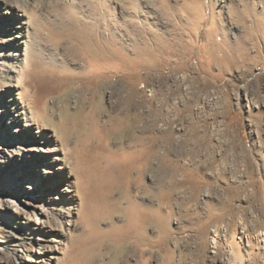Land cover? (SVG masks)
<instances>
[{
	"label": "rangeland",
	"instance_id": "1",
	"mask_svg": "<svg viewBox=\"0 0 264 264\" xmlns=\"http://www.w3.org/2000/svg\"><path fill=\"white\" fill-rule=\"evenodd\" d=\"M19 1L42 26L32 76L43 123L66 130L64 144L101 137L110 171L86 183L55 264H264V0ZM90 27L126 59L76 61L71 35ZM2 175L0 247L28 225L15 210L53 205ZM9 197L27 202L1 210Z\"/></svg>",
	"mask_w": 264,
	"mask_h": 264
},
{
	"label": "bare ground",
	"instance_id": "2",
	"mask_svg": "<svg viewBox=\"0 0 264 264\" xmlns=\"http://www.w3.org/2000/svg\"><path fill=\"white\" fill-rule=\"evenodd\" d=\"M3 5L0 4V32L4 37L1 44L6 53L1 52L0 56L6 58L7 62H3L5 69L2 70L8 80L6 87L0 90V153L3 154L0 168L3 169V181L18 184L25 178L30 181V184L25 186L27 190L44 192L43 198L51 201L53 205L49 211L37 210L27 214L28 218L15 210L19 221L22 218L28 219L27 222L24 220L20 223L28 225L15 226L14 230L3 237L0 252L5 254V251L9 259H0V264H55L61 260L60 255H63L62 240L76 227V214L84 197L82 193L86 183L92 187L94 183L98 185V181L110 173L106 167L107 156L103 153L105 148L100 143L101 137L95 140V145H92L94 142L90 145L89 141L77 140V137L72 138L71 143L66 144L65 141L64 144L62 139L66 130L63 129L69 125H61L64 132L62 135L60 130L51 129L43 123L37 110V100L40 96L37 95L38 82L37 78L34 80L32 76V70L40 66L35 62L36 59L33 60L32 53L41 22L32 15L29 7L22 5L19 0ZM96 30L99 29L90 27L85 31L84 28L82 37L80 32L76 36V33L71 35L79 42V45L72 48L75 60L85 64L108 63L113 59L121 61L122 58L125 60L113 46L99 45ZM64 34L65 39L70 35L66 25ZM36 143L41 144V148L37 149ZM32 163L36 164L35 167H31ZM20 202L27 201L9 197L1 210L14 211L11 206L19 209ZM32 217L38 222V227L35 228L37 232H32L31 222L35 221ZM54 217L58 222L55 228L52 226ZM2 222L0 220V223ZM24 232L26 236L23 235ZM221 264L228 262L222 261Z\"/></svg>",
	"mask_w": 264,
	"mask_h": 264
},
{
	"label": "built area",
	"instance_id": "3",
	"mask_svg": "<svg viewBox=\"0 0 264 264\" xmlns=\"http://www.w3.org/2000/svg\"><path fill=\"white\" fill-rule=\"evenodd\" d=\"M4 253H5V254H3V255H4L3 258H4L5 260L9 259V255H7L5 251H4Z\"/></svg>",
	"mask_w": 264,
	"mask_h": 264
}]
</instances>
